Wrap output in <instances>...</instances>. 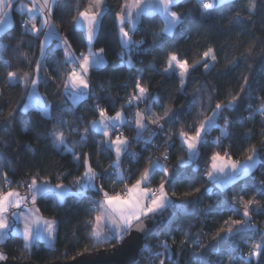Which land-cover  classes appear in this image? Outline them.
Segmentation results:
<instances>
[{
	"label": "trees",
	"instance_id": "1",
	"mask_svg": "<svg viewBox=\"0 0 264 264\" xmlns=\"http://www.w3.org/2000/svg\"><path fill=\"white\" fill-rule=\"evenodd\" d=\"M89 1L61 0L60 12L56 16L50 13L79 59L85 55L87 42L84 31L76 27V19ZM122 3L123 0H104L92 46L103 49L105 61L103 65L89 68L90 89L75 104L67 98L63 83L72 66L65 63L63 49L55 41L47 45V55L42 57L41 33L22 31L21 19L25 16L16 10H12L11 25L0 33V190H7L2 184L5 174L14 181L12 189L23 192L27 191L33 175L50 183L65 182L74 187V192L66 195L62 202L49 196L38 198L42 215L58 221L52 246L39 242L27 250L22 247V238L11 233L5 243L0 244V252L11 259H31L45 264L94 253L100 248L109 249L119 242L97 244L93 239H86L91 236V228L86 231L83 222L93 225L96 212L91 216L85 212L96 192L88 188L84 192L80 189L78 194L75 184L85 171L82 166L78 167L83 162L82 154H89L90 164L99 172L114 164V151L106 146L97 151V141L103 139L97 130L89 128L87 137L81 140L78 134L70 133L66 126L60 127L58 123L62 119L82 132L99 117L93 107L99 103L108 110V115L123 112L125 121L117 125L122 130L121 135L131 141L128 155L122 153L120 159L121 173L131 179L119 184L114 179L108 180L105 191L113 193L123 189L124 184L130 185L145 168H152V179L147 182L151 188H158L163 167L171 173V182L165 191L172 204L154 220H146L154 224V230L143 237V246L131 264H159L161 260L164 264H248L252 244L261 242L264 234V208L252 206L250 222L257 225L256 228L231 235L221 233L216 240L212 237L222 226L228 227L225 221L244 219L243 206H234V197L255 199L264 205V186L261 185L264 181V118L260 111L264 107L261 99L264 98V0H255L252 12H249V0L215 3L216 7L209 10L211 14L204 16L198 0H178L171 4V9L185 14L187 20L178 25L175 32H163V19L158 12L144 13L132 32V40L143 43L129 44L126 50L115 18ZM209 48L213 49L216 61L209 59V69L201 64L186 79L180 92L178 74L164 72L168 55L176 52L180 59L191 64L200 61ZM38 59L43 61L46 70L37 72ZM8 72L17 76L9 79ZM25 73L29 74L27 83L23 79ZM36 74V88L43 101L23 109ZM244 76L249 77V83L242 100L235 108H225L215 116L213 125L205 129L195 155L190 157L179 133L194 134L195 128L213 114L217 103L225 105L239 92ZM137 79L158 103H141L139 107L135 103L127 104L128 97L135 92ZM148 107L155 116L163 115L165 109H174L176 114L162 122L163 130L152 125L151 115H146L147 127L136 137V128L129 119L134 120L137 111L144 113ZM9 113H13L11 119ZM227 117H231L232 122L226 126ZM53 129L65 133L69 151L57 149L52 137L46 135ZM109 129L112 136L117 135L116 127L109 125ZM142 137L148 138L144 146ZM253 147L258 162L250 173L223 187H216L208 179L206 174L213 153L219 152L239 162L253 152ZM162 154L168 159L157 158ZM74 156L79 157L78 162ZM155 161L160 167L153 166ZM109 173L114 177L115 168H110ZM96 184L99 186L101 180ZM196 188L200 189L198 193ZM184 192L192 195L185 197ZM163 244L168 245L167 250ZM257 261L264 264V255L253 257L251 264Z\"/></svg>",
	"mask_w": 264,
	"mask_h": 264
},
{
	"label": "snow or ice",
	"instance_id": "2",
	"mask_svg": "<svg viewBox=\"0 0 264 264\" xmlns=\"http://www.w3.org/2000/svg\"><path fill=\"white\" fill-rule=\"evenodd\" d=\"M136 6L140 7L141 0H135ZM174 2V0H159V4L162 6V11L165 14V19L167 21V27L165 31L169 34L172 29L177 25H182L186 20L187 16L183 13H177L174 11H169L170 5ZM198 3L202 9L201 15H210L209 10H212L216 7L211 0H198ZM220 3H225V0H220ZM251 6L249 7V12H252L255 8V0H250ZM24 5H20L19 11L24 10ZM33 8H35V4L33 3L31 8H28V13L31 14ZM10 10H17V6L14 0H0V20H3L5 17L9 15ZM61 10V0H53L52 6L48 8V12L51 13L52 16H56ZM125 9H121V11L116 13V20L123 22V12ZM47 15V12L45 13ZM102 14V5L101 0H93V2L85 8L83 11L79 12V17L83 19L86 28H87V40L89 45H91L94 34L96 31V25L100 20V16ZM129 18L132 17L131 11L127 12ZM239 15V12H237ZM170 17V20L168 19ZM44 24L51 28V25L48 20L44 21ZM31 31L33 33L37 32L36 25L33 24ZM119 32L123 38V43L125 46H128L132 43H140L143 41L135 42L130 39V34L128 31H125L123 27H120ZM155 38V36H154ZM64 46L67 47V41H64ZM102 52L103 49H100ZM40 54L41 56H46L47 53L43 47V42L40 44ZM69 60L73 63V67L69 70L66 75L67 79L64 80V87L67 90L69 87L71 89L70 94H75V98L73 99V104L76 103V100L81 96H84L85 93L81 92V89L88 90L90 89V83L88 79L89 74V62L90 56L84 55L80 61L78 67L75 66V57L69 52L67 53ZM209 59L211 61H216V56L213 54V49L209 48L207 51L203 53L202 59L200 61H196L194 63H189L186 59H180L176 52L170 53L167 57V67L164 68V72L168 73L169 71L178 72L181 88L180 92H183V86L185 85V81L187 78L191 76L193 72L196 71L201 64L205 69H209L211 65L209 64ZM69 61H65L68 63ZM131 63V61H129ZM37 72H40L44 69L43 61L37 60ZM7 76L9 79H13L17 76V73L8 72ZM29 74H24V81L27 83ZM244 83L241 84L239 92L236 95L231 97V100L227 102V104L222 105L217 103L215 108L213 109V116L208 117V119L202 122L199 127L195 128L194 134L189 135L186 132L179 133L180 137L183 140V144L187 146V150L189 153H195L198 143L203 140V135L205 133L206 127L211 124L214 117L221 113L223 109H233L235 108L239 102L243 98V94L247 90V85L249 83V77H243ZM38 83L37 79H32V86H36ZM264 101V98H261ZM127 104L132 105L135 103L137 107L141 103L143 104H153L158 103V99L153 97L149 92V89L142 85L141 80L137 79L135 82V92L133 95L128 97ZM94 109L98 112L99 119L93 120L89 124L88 127L81 132L78 127H73L68 124L66 121L60 119L58 121L60 127H67L70 133H76L79 135L81 140H84L89 132V128H96L97 131H103V139L97 141L99 152L102 147H107L109 151L114 150L116 163L110 164V168H116L117 171L115 176L113 177L109 173V169H101L99 172L94 170L92 165L90 164V156L87 153L83 155L82 166L85 171L82 174V177L75 181V184L78 187V194L80 189L84 188H92L96 192V197L91 198L90 207L86 210L85 215L91 216L92 212L98 211L99 214L95 216V226L84 221V227L87 231L88 228H91V236H86V239H94L97 244L101 242L110 243L112 240L123 241L125 233H129V239L132 238L133 234V226L135 225L136 229H143L147 231L145 227V221L148 219H153L162 214L168 207L171 206L172 201L167 196L165 191L166 185L171 182V173L170 170L165 166L162 168V178L159 181L158 188L153 189L147 186V182L152 179L151 172L152 168H145L140 174L139 178L135 180L134 183L130 185L124 184V189L122 191H114L110 194L108 191H105V184L108 180L114 179L115 183H122L125 179H131V176H124L119 172V162L121 159L122 153L128 155L127 148L131 143L130 140L124 138L122 135H116L114 139H110L109 121H121L122 113L120 111H116L114 117L108 116V110L106 108H101L99 103L93 105ZM251 107V105H249ZM261 115L264 118V107L261 108ZM174 109H165L163 115L155 116L151 113V107L145 109V112L142 113L140 111L136 112V120L135 127L137 129V136H140L142 130L147 127L145 123V116L151 115L150 123L156 128L163 130L164 124L162 122H167L169 118L175 115ZM13 113H9V119H11ZM251 118V117H249ZM232 122L231 117L225 118V125L227 126ZM101 126V127H97ZM112 127H118L117 124L113 123ZM46 135L52 137L55 147L57 149L64 148L65 151H69L67 145L65 143L66 136L63 131L55 130L46 133ZM155 135V132H153ZM135 139V138H133ZM171 139V137L169 138ZM262 147H264V142H262ZM253 153L256 152V148H252ZM135 156V154H132ZM75 161H79L78 156L73 157ZM164 159H168L167 156ZM211 170L207 172L208 178H212L215 173H219L223 175L225 170L230 168L233 172L236 171L238 167V161L231 160L230 157L221 156L219 152L213 153L211 156ZM249 161L254 159L253 155H249L247 157ZM154 167H160L159 162H152ZM96 167L99 168V161L96 163ZM134 175V173H133ZM84 183H81V181ZM101 180V184L97 186L96 181ZM12 181L7 174L4 175L2 184L6 186L7 190H0V244H4L8 233L11 231L13 235L16 234V230L12 228L11 220H19L21 218L19 211H13V209H20L22 204L26 206L28 204L27 196L31 195L32 204L35 205L38 203L37 197H45L49 195H54L56 197L62 198L64 195L63 185L57 183L54 188L50 185V182L45 180H40L38 176L33 175L31 177V182L27 184V194L22 195L21 193L12 190ZM19 186V182H16ZM142 184L144 186L142 187ZM261 185L264 186V181H261ZM60 190V191H57ZM200 189L196 188L195 192H199ZM183 195L185 197L191 196V192H184ZM234 206L238 207L242 204L243 206V217L244 219H231L229 221H225L228 224V227H221L217 233L212 237L213 240L219 238L221 233H227L231 235L234 232L242 231L247 228H255V225H252L250 222V213L252 212V206H256L257 208H264V205H261L255 199H247L245 200L243 196L238 198L234 197L233 200ZM11 218V220H10ZM104 223V227L108 229L107 233L102 232L100 229L101 223ZM44 231L47 232L49 238L53 236L54 232H58V221H44ZM35 234L38 236L39 229L33 228L32 224L25 223L23 227V245L22 247L27 249L32 246V238ZM6 246V245H5ZM166 250L168 248L167 244L162 245ZM158 255H163V253H158ZM264 255V234H262V240L258 243H253L251 246V250L248 253L247 261L248 264H251V260L253 257H260ZM8 257L0 252V261L7 260ZM159 264H164V261L161 260ZM259 264V261H257Z\"/></svg>",
	"mask_w": 264,
	"mask_h": 264
},
{
	"label": "crops",
	"instance_id": "3",
	"mask_svg": "<svg viewBox=\"0 0 264 264\" xmlns=\"http://www.w3.org/2000/svg\"><path fill=\"white\" fill-rule=\"evenodd\" d=\"M177 1L178 0H174L173 3H176ZM14 2L16 4V6H17V10L16 11L19 12L20 14L24 15L31 22V25H33V24L36 25L37 32L41 33L40 44H41V42H43L44 49H46L47 45L50 42L55 41V44L57 46H60L63 49V54H65L66 60L69 61L68 64L72 66L73 63L69 60V57H68L67 53L70 52L72 54V56L75 57V61H76V59H78V57L76 56V54L73 53V51H72V49H71V47H70V45L68 43H67V47L64 46L63 42L65 41V39L62 36L61 32H59L55 22L52 21V18L50 16V12H48V8L50 6H52L53 0H14ZM92 2H93V0H90L89 1V5ZM211 2H212V0H211ZM213 2L217 3L218 1L214 0ZM33 3L35 4V8H33L32 13L29 14L28 13V8H31ZM20 5H24L25 6L23 11H19ZM101 5H102V11H103L104 10V0H101ZM122 9H125V11L122 13L124 19H123V22L117 20V27H118V30L120 29V27H123L125 29V31H128L129 34H130V39L131 40H132V32L134 31V28L136 27V25L139 22V19H140L139 17L142 14H144V13H155V12H158L160 17H162V19H163V32L165 34H169L167 31H165V29L167 27V21L165 19V14L162 11V6L159 4V0H141L140 7L136 6L135 0H123ZM128 11H131V13H132V17L131 18H129L128 15H127ZM169 11H173L171 9V5H170V8H169ZM46 12H47V15L45 14ZM168 19L170 20V17H168ZM45 20L49 21V23L51 25V28H49L48 26H46L44 24ZM11 22H12V10L9 11V15L7 17H5L3 20H0V33L4 29L9 27L11 25ZM76 27L80 28L82 31H84V34H85V39H86V42H87V49H86L85 55L90 56V62H89L90 66H89V68H91L92 66L103 65L102 63L105 61L104 55H103V53H101L100 50H97V49L93 48V46H92L93 42L91 43V45H89L88 40H87V28H86V25H85L83 19L80 18L79 15H78V17L76 19ZM97 27H98V24L96 25V29H97ZM31 28H32V26H31ZM31 28L29 30L30 32H32ZM177 28H178V25L175 28L172 29L171 33L175 32L177 30ZM96 32L97 31H95V34H96ZM119 36H120V41L122 43L123 49L126 50V48L128 46L124 45L123 38H122L120 32H119ZM176 73L178 74V72H176ZM80 91L85 93V95L87 93V90H84V89H81ZM65 93H66L67 98H69L70 100L73 101V99L75 98V94H70L71 93L70 87L67 90L65 89ZM40 97H41V95H40ZM82 97L83 96H81L77 100L81 99ZM121 113H122V120L121 121H109V125H112L113 123L119 124V123L124 122L126 117H124L123 112H121ZM108 116L109 117H114L115 114L114 115H108ZM211 116H213V114ZM211 116H209V117H211ZM135 119H136V116H135ZM214 121H215V117L212 120L211 124H209L206 128L212 126ZM145 122H146V117H145ZM134 127H135V124H134ZM135 135L137 137V129H136V134ZM186 148H187V146H186ZM194 155H195V153H189L190 157H193ZM251 155L254 156V159L252 161H249L246 158V159H244L242 161H239V165L242 166L243 168H247L245 166H248V165H249L250 168H253V166L257 162V155L254 154V153L251 154ZM250 168H248V169H250ZM239 170L236 171L237 174H239ZM230 174L231 173H229V175ZM227 177L228 176H226V178ZM233 181H231V182H233ZM231 182H229V183H231ZM57 183H60V182H57ZM57 183L53 182V183H50V185L54 188V186ZM83 183H84V181H83ZM60 184L63 185V192H64L63 197L60 198V197H56L54 195H49L50 198H52L53 200L55 199L57 202H62L65 199L66 195L74 192V189H73L74 187L72 185L67 184L65 182L64 183H60ZM226 185H228V184H226ZM143 186H144V184H142V187ZM223 186H225V184L224 185L221 184V186H216V187H223ZM86 189H88V188L82 189L83 192L86 191ZM90 189H92V188H90ZM12 190L17 191V192L21 193L22 195L27 194V191H28L27 190L26 192H23V191L17 190V189H12ZM57 191H60V190H57ZM110 194H112V193H110ZM167 196L170 199V195L168 193H167ZM39 197L40 196L37 197V200H38ZM27 199H28V204L26 206H24L22 204L20 209H13V211H19L20 212L21 218L19 220H11V218H10L11 224H12V228L16 230V235L20 236L22 238V240H23V235H22L23 234V227H24V224L26 222L32 224L34 230L35 229H39L40 230L38 236L35 234V231H34V235H33V238H32V246L27 248V250L31 249L34 245L38 244L39 242L43 243L44 245L52 246L54 244L53 241H54L55 232L53 233V236L51 238H49L48 235H47V232L44 231V227H45L44 221L45 220L55 221V220L49 219V217H46V216L42 215L40 209L38 208V205L37 204H35V205L32 204L31 195H28ZM98 214H99V212L96 211L95 216L98 215ZM95 216H94V218H95ZM95 224H96V222L94 220L93 226H95ZM99 230H101L104 233H107V231H108V229H106L104 227V223L103 222L101 223ZM10 234H11V231L8 233V235H10ZM23 243H24V241H23Z\"/></svg>",
	"mask_w": 264,
	"mask_h": 264
},
{
	"label": "water",
	"instance_id": "4",
	"mask_svg": "<svg viewBox=\"0 0 264 264\" xmlns=\"http://www.w3.org/2000/svg\"><path fill=\"white\" fill-rule=\"evenodd\" d=\"M147 231L136 229L133 226L132 238L129 239V233H125L123 241H119L109 249L100 248L94 253L80 254L75 258L65 260H56L46 262L45 264H131L137 258L143 243L144 236L152 233L154 224L145 221ZM0 264H40L31 259H23V261L8 258L0 261Z\"/></svg>",
	"mask_w": 264,
	"mask_h": 264
},
{
	"label": "rangeland",
	"instance_id": "5",
	"mask_svg": "<svg viewBox=\"0 0 264 264\" xmlns=\"http://www.w3.org/2000/svg\"><path fill=\"white\" fill-rule=\"evenodd\" d=\"M214 0H212V3H214L213 2ZM218 2V4H220V0H217ZM225 1H227V0H225ZM249 2H250V0H249ZM215 4V3H214ZM250 6H251V4H250ZM23 19V18H22ZM31 22L28 20V26L26 27V28H24V29H22V31H29L30 30V28H31ZM21 28H22V26H21ZM82 58V57H81ZM80 58V59H81ZM80 59L78 58V59H76V61H75V66L76 67H78V65H79V61H80ZM74 65L72 64V67H73ZM34 79H37L38 80V78H37V74L35 75V77H33ZM30 90H29V92L27 93V97H26V102L24 103V105H23V109H27V107H29V106H31V105H38L39 103H41L42 101H43V99H41V97H40V94H39V90L36 88V86H32V84H30V88H29ZM136 116V114L134 115V117ZM99 119V117L96 119V120H98ZM135 119V118H134ZM136 120V119H135ZM135 120H133V119H129V121H130V123H133V125L135 124ZM97 127H101V126H97ZM93 129H95L96 130V128H93ZM108 130H109V132H110V139H114L115 138V136H112V134H111V131H110V129L108 128ZM116 131H117V129H116ZM98 132H100L101 134H102V136H103V131L101 130V131H98ZM121 135V132H119V131H117V135ZM136 136V135H135ZM124 137V136H123ZM125 138V137H124ZM112 151H114V150H112ZM251 154H253V152H251L250 153V155ZM254 154H256L257 155V153L255 152ZM114 155H115V153H114ZM221 156H223V155H221ZM211 158V157H210ZM231 158V157H230ZM231 160H233L232 158H231ZM233 161H235V160H233ZM242 161V160H241ZM114 163H116V157L114 158V161H113ZM257 162H258V155H257ZM256 162V163H257ZM211 164H212V161L210 160V164H208L209 165V170L208 171H210L211 170ZM245 167H247V168H243L242 166H240L239 165V163H238V167H237V169H236V171L237 170H239V174H237L236 173V171L235 172H233L230 168H228V169H226L225 170V173L223 174V175H221V174H219V173H215L214 175H213V177L212 178H208L209 180H211V182L215 185V186H221V184H229V182H231V181H233V180H236V179H238L240 176H243V175H246V174H248V173H250V171L253 169V168H250L249 167V165L248 166H245ZM248 168H250V169H248ZM119 172L121 173V168H120V162H119ZM116 171H117V169L115 168V173H116ZM229 173H231L230 175H229ZM226 176H228L227 178H226ZM208 177V176H207ZM132 183H134V182H132ZM151 188V187H150ZM123 189H121V190H119V191H122ZM250 217H251V214H250ZM49 219H52V218H49ZM251 220V219H250ZM252 224V223H251ZM257 227V225H255V228Z\"/></svg>",
	"mask_w": 264,
	"mask_h": 264
},
{
	"label": "built area",
	"instance_id": "6",
	"mask_svg": "<svg viewBox=\"0 0 264 264\" xmlns=\"http://www.w3.org/2000/svg\"><path fill=\"white\" fill-rule=\"evenodd\" d=\"M21 26H22V29H24V28H26L28 26V19L27 18L23 17V19H21ZM116 129H117V131L121 132V134H122V130L121 129H119L118 127H116ZM147 142H148V138H145V137L141 138L142 146H144ZM163 157H165V154L157 156V158H160V159H162ZM79 178L80 177H78L77 179H79ZM152 188L156 189L155 187H152Z\"/></svg>",
	"mask_w": 264,
	"mask_h": 264
}]
</instances>
